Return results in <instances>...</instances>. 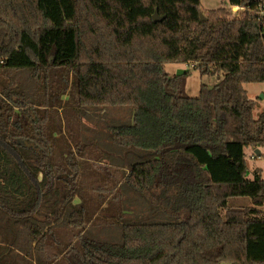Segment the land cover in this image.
<instances>
[{
  "label": "trees",
  "instance_id": "trees-1",
  "mask_svg": "<svg viewBox=\"0 0 264 264\" xmlns=\"http://www.w3.org/2000/svg\"><path fill=\"white\" fill-rule=\"evenodd\" d=\"M221 1L240 16L201 0H0V264H35L28 255L55 242L39 206L77 228L102 209L78 186L80 165L53 157L66 136L49 109L64 105L78 122V108L132 107L107 129L135 156L124 182L152 212L123 220L120 240L81 231L80 264H264V171L250 176L247 158L264 150V110L255 116L246 89L264 82L263 0ZM168 62L218 82L192 97L191 71L171 76ZM20 71L35 87L14 81ZM236 197L252 204L233 207Z\"/></svg>",
  "mask_w": 264,
  "mask_h": 264
},
{
  "label": "rangeland",
  "instance_id": "rangeland-1",
  "mask_svg": "<svg viewBox=\"0 0 264 264\" xmlns=\"http://www.w3.org/2000/svg\"><path fill=\"white\" fill-rule=\"evenodd\" d=\"M201 5L204 12L222 6H226L232 12L229 3H224L221 0H201ZM165 68L171 76L177 75L181 69L191 71L187 77V93L192 97L200 95L202 84L213 86L218 82L217 77L202 75L192 64L168 62L165 64ZM14 81L27 88H33L36 85L27 71L15 73ZM246 89L250 96L258 97L264 91V82L248 83ZM63 98L66 100L68 96L65 95ZM70 108L64 105L63 109H59V112H55L56 109L54 108L49 109L51 115L56 116L55 123L61 129V134L66 136V139L59 140L54 145L53 157H55L57 163L64 162L68 164L67 157L69 155L72 161L75 160L80 165L77 184L78 186L82 185L86 190L85 192L96 203L102 202V209L99 208L92 222L77 228L67 225L65 219L60 218L61 213L58 215L51 214V219L48 218L47 216L51 213L49 208L44 205L39 206V213H35L34 216L39 222L45 224V229L55 228L53 230L55 242L52 239L46 242L45 253H38L34 250L35 253L32 256L28 255V258L32 259L35 264L37 259L48 260L47 255H49V264H80L76 250L79 248L81 231L85 237L120 240L123 220L148 217L152 213L143 196L124 182V172H128L129 164L135 159V156L131 152L124 151L116 146L111 140L107 129L109 125L131 121L133 116L132 107L107 106L96 108L90 106L83 109L78 108L77 112L81 114L79 122L77 119H73ZM61 116L63 120L59 121L62 119ZM66 140L73 144L72 153L62 155V148L66 147ZM77 143L80 148H83L82 151L78 150ZM90 144H93V147L89 146ZM99 149L107 155L99 157ZM261 150L264 153V150ZM250 153L251 150H247L250 165L249 175L251 176L253 170L258 166L264 171V155L251 159ZM42 176L43 174L40 173L39 177L42 178ZM54 185L58 186V183ZM80 201L79 197H75L73 203ZM230 202L233 207L252 204V200L248 197L232 198ZM153 215L163 218L161 214ZM150 219H155V217H150ZM22 264L25 263L22 262Z\"/></svg>",
  "mask_w": 264,
  "mask_h": 264
},
{
  "label": "water",
  "instance_id": "water-1",
  "mask_svg": "<svg viewBox=\"0 0 264 264\" xmlns=\"http://www.w3.org/2000/svg\"><path fill=\"white\" fill-rule=\"evenodd\" d=\"M202 17H203V19H205L204 15ZM165 18H166V16L165 15H161L159 13V10L156 9L155 13L153 14L154 22L163 21ZM187 71H188V69H181V70H179L177 75L185 74ZM256 152H257L258 155L262 154V150L261 149H257Z\"/></svg>",
  "mask_w": 264,
  "mask_h": 264
},
{
  "label": "crops",
  "instance_id": "crops-1",
  "mask_svg": "<svg viewBox=\"0 0 264 264\" xmlns=\"http://www.w3.org/2000/svg\"><path fill=\"white\" fill-rule=\"evenodd\" d=\"M263 93L258 95V97L256 96H250L251 99H254L257 101V107L255 109V116L258 117V115L264 110V91H262ZM260 167V166H258ZM261 168V167H260Z\"/></svg>",
  "mask_w": 264,
  "mask_h": 264
},
{
  "label": "built area",
  "instance_id": "built-area-1",
  "mask_svg": "<svg viewBox=\"0 0 264 264\" xmlns=\"http://www.w3.org/2000/svg\"><path fill=\"white\" fill-rule=\"evenodd\" d=\"M262 6L264 7V0H263V4H262ZM230 8H231L232 12L235 13L236 16H240V14H241V12H242V11H240V10H243V9H242L240 6H238V5H231V4H230ZM262 155H264L263 152H262L261 155H258L257 152H256V150H251L250 158H251V159H255V158H259V157H261Z\"/></svg>",
  "mask_w": 264,
  "mask_h": 264
}]
</instances>
